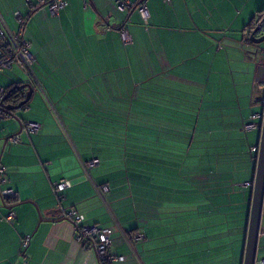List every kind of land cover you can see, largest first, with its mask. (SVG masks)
<instances>
[{
  "label": "crops",
  "instance_id": "crops-1",
  "mask_svg": "<svg viewBox=\"0 0 264 264\" xmlns=\"http://www.w3.org/2000/svg\"><path fill=\"white\" fill-rule=\"evenodd\" d=\"M26 1L0 2L27 17L36 58L22 143L0 128V264H100L68 209L113 231L112 264H244L261 129L243 127L263 109L249 37L264 0H128L147 24L118 0H65L57 16Z\"/></svg>",
  "mask_w": 264,
  "mask_h": 264
},
{
  "label": "built area",
  "instance_id": "built-area-1",
  "mask_svg": "<svg viewBox=\"0 0 264 264\" xmlns=\"http://www.w3.org/2000/svg\"><path fill=\"white\" fill-rule=\"evenodd\" d=\"M165 2H171V0H164ZM27 6L31 12H34L40 8H48L52 16L59 15L60 11L67 7L65 0H27ZM123 12L131 11L136 4L128 0H118L115 5ZM85 7H88L85 4ZM138 12L142 16L144 23L149 21V12L145 3L140 4L137 7ZM15 20L18 24L16 31H12L4 18L0 13V73L7 71H13L19 69L24 74L28 75L32 80H36L34 74V67L36 58L31 51V44L25 37V29L27 23V17L20 13L15 14ZM260 27L259 37L264 35V26L261 21H257L252 30ZM123 41L125 43L131 42V36L128 33L123 34ZM264 93V84H263ZM10 92L8 88L0 86V122L12 119L15 115V111H10L6 108V105L11 103L6 102ZM264 120V113H256L251 117V120L243 127L245 132L258 130L262 128ZM23 131L28 134H35L42 129V125L39 123H31L28 121L22 124ZM10 141L13 145H19L22 143L21 137L15 135L11 137ZM98 164V160H94L90 163V168L95 167ZM6 168L0 167V176L6 174ZM70 187L68 181H61L56 183L53 187V193L59 201L64 200L63 193ZM4 201H12L17 195L13 190H7L3 192ZM64 217L71 221L76 228V240L80 242L84 247L93 250L100 262V264H112L115 261H123L124 257H117L110 252L112 245V233L111 229L100 228L99 226H90L86 224L85 217L79 214L75 209H68L64 213ZM16 219V214L13 210L10 211L7 221L12 222ZM141 237H137L136 240ZM30 243V238L26 237L22 241V247L27 248ZM257 264H264V259L258 260Z\"/></svg>",
  "mask_w": 264,
  "mask_h": 264
},
{
  "label": "water",
  "instance_id": "water-1",
  "mask_svg": "<svg viewBox=\"0 0 264 264\" xmlns=\"http://www.w3.org/2000/svg\"><path fill=\"white\" fill-rule=\"evenodd\" d=\"M142 3L136 4V6L131 11L137 10V7ZM257 21H261V20L258 19ZM261 23L262 26H264V19L261 21ZM260 29H261L260 27H257L255 28V30H252V33L249 37V42L256 47L264 44V35L259 37L258 34ZM259 53L264 56V49L255 52V55H258ZM257 82L260 84H264V61H261V63H259ZM14 89L21 91L28 90V92L26 93L27 94L26 100L21 101L19 104L16 105L15 104L6 105V108L8 110L17 112L22 110L29 103L31 97L34 94L35 89L31 83H20ZM257 103L262 104L263 106L262 112L264 113V93L260 96V98H258ZM23 122L25 121L21 122V126ZM19 134H21V131L19 132ZM14 208H15L14 206L9 207L10 210H13ZM263 220H264V120L261 128V139L259 145V153H258L256 176H255L254 191H253V200H252L248 234L246 240L244 264L258 263L259 260L258 249H259L260 236L262 233Z\"/></svg>",
  "mask_w": 264,
  "mask_h": 264
},
{
  "label": "rangeland",
  "instance_id": "rangeland-1",
  "mask_svg": "<svg viewBox=\"0 0 264 264\" xmlns=\"http://www.w3.org/2000/svg\"><path fill=\"white\" fill-rule=\"evenodd\" d=\"M0 2H2V0H0ZM13 2H15V0H13ZM22 3L24 4V0H22ZM23 4H22V7H23ZM24 6H25V4H24ZM15 8H16V6H14V4L13 5H6L3 7L4 10L8 9L9 12L6 11L8 13H6V12L3 13L2 17L4 18L7 25L12 29H15L16 26L18 27V24L15 20V14H14ZM251 47H253L255 49V51L251 52L252 56L254 57L255 52H258V51H261L262 49H264V44H262L258 47L251 44ZM256 58H257L259 63H261V61H264V56L261 55L260 53L258 55H256ZM20 83L36 84V81L32 80V78H30L28 75L21 72L19 69H15L13 71H7L5 73H0V86L1 87L9 88L12 85L17 86ZM20 119L21 120L25 119V111L24 110L17 111L12 119L0 122V128L6 132L5 133L6 135L12 136V135H14V133H16L18 131V128L20 125V123H19ZM1 136L3 137V135H1ZM11 145H13V144H11ZM15 146H17V145H13V147H15ZM0 155H1V151H0Z\"/></svg>",
  "mask_w": 264,
  "mask_h": 264
},
{
  "label": "trees",
  "instance_id": "trees-1",
  "mask_svg": "<svg viewBox=\"0 0 264 264\" xmlns=\"http://www.w3.org/2000/svg\"><path fill=\"white\" fill-rule=\"evenodd\" d=\"M258 19L261 21L264 19V9L260 10V12L258 13V17L252 22V26H251L252 28ZM15 87L16 86L12 85L8 88L10 95L6 99V102L13 103V104H19L21 101H24L27 98V94H26L27 92L21 91V90H15L14 89ZM7 202H10V201H7Z\"/></svg>",
  "mask_w": 264,
  "mask_h": 264
},
{
  "label": "flooded vegetation",
  "instance_id": "flooded-vegetation-1",
  "mask_svg": "<svg viewBox=\"0 0 264 264\" xmlns=\"http://www.w3.org/2000/svg\"><path fill=\"white\" fill-rule=\"evenodd\" d=\"M11 104H13V103H11ZM16 105V104H15Z\"/></svg>",
  "mask_w": 264,
  "mask_h": 264
}]
</instances>
